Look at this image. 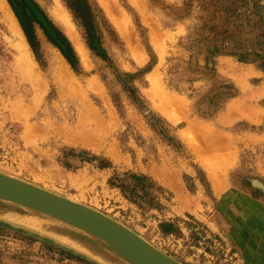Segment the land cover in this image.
<instances>
[{"label":"rangeland","instance_id":"obj_1","mask_svg":"<svg viewBox=\"0 0 264 264\" xmlns=\"http://www.w3.org/2000/svg\"><path fill=\"white\" fill-rule=\"evenodd\" d=\"M34 1L40 23L26 28L4 0L43 91L19 74L20 38L0 16V173L97 210L182 264H264V190L254 185L264 183V69L215 47L260 50L264 0ZM60 63L75 86L58 80ZM226 86L235 95L216 104ZM21 218L133 264L2 198L0 264H100Z\"/></svg>","mask_w":264,"mask_h":264},{"label":"water","instance_id":"obj_2","mask_svg":"<svg viewBox=\"0 0 264 264\" xmlns=\"http://www.w3.org/2000/svg\"><path fill=\"white\" fill-rule=\"evenodd\" d=\"M254 185L264 190L262 185ZM0 198L37 210L81 228L111 245L133 264H182L164 254L138 234L84 204L28 182L0 173Z\"/></svg>","mask_w":264,"mask_h":264},{"label":"bare ground","instance_id":"obj_3","mask_svg":"<svg viewBox=\"0 0 264 264\" xmlns=\"http://www.w3.org/2000/svg\"><path fill=\"white\" fill-rule=\"evenodd\" d=\"M0 16L4 21H7L11 33L14 35V37L20 38V41L16 45V51L18 52V58L16 62V66L19 67V69L16 67V70H19V74L24 77L25 81H29L30 87H32V90L35 91H43L45 88V82L44 79L39 72V69L37 65L34 63L33 59L31 58V55L29 53V50L26 47L25 40L23 38V35L18 27L17 21H15V18L13 14L9 11L8 7L6 6L4 0H0ZM58 16L64 20L69 34L71 37L77 42V35L75 34L73 25L69 22L66 16H64L61 12H58ZM56 76L59 81L65 84V82H70L72 85L75 86V83L72 80V76L69 73V70L67 67L62 63H60L57 66L56 69ZM34 91V92H35ZM91 111V110H90ZM90 113H94L91 111ZM86 116V115H85ZM87 120V118H85ZM77 136V135H76ZM256 184L262 185V182L256 181ZM18 224H21L23 226H27L29 228L38 230L42 232L43 234L49 236V238H53L54 240L57 239L59 244H66L67 246L75 249L79 253H81L83 256L97 262L100 264H117L113 263V261L106 260L104 257L98 255L93 250L89 249L88 247L83 246L81 243L69 238L68 236H65L60 233H55L51 229L47 228L49 225L47 223H42L40 221H34L30 219H17L15 220ZM56 240V241H57ZM62 244V245H63Z\"/></svg>","mask_w":264,"mask_h":264},{"label":"trees","instance_id":"obj_4","mask_svg":"<svg viewBox=\"0 0 264 264\" xmlns=\"http://www.w3.org/2000/svg\"><path fill=\"white\" fill-rule=\"evenodd\" d=\"M10 3L13 5L15 11L18 13L19 18L21 19L24 26L27 28L29 25H32L34 22H39V18L35 13L33 7H36L34 0H9ZM39 10V9H38ZM261 18H264L261 16ZM27 23V24H26ZM40 23V22H39ZM217 41L216 37L214 38ZM215 47L222 49L228 48L232 50V53L239 56L244 61H249L251 58H255L259 62H261V67L264 69V44L260 45V50L249 49V46H243L241 44H219L220 42H215ZM220 92L215 96L214 102L218 104L221 100H226L227 98L233 97L235 94L233 92V88L226 86L222 87L219 90Z\"/></svg>","mask_w":264,"mask_h":264}]
</instances>
